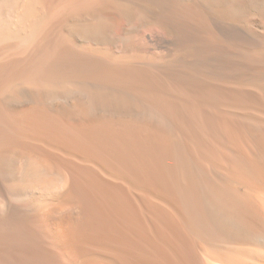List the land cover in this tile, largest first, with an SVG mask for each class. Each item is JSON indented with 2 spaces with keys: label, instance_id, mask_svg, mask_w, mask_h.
Segmentation results:
<instances>
[{
  "label": "bare ground",
  "instance_id": "6f19581e",
  "mask_svg": "<svg viewBox=\"0 0 264 264\" xmlns=\"http://www.w3.org/2000/svg\"><path fill=\"white\" fill-rule=\"evenodd\" d=\"M0 264H264V0H0Z\"/></svg>",
  "mask_w": 264,
  "mask_h": 264
}]
</instances>
